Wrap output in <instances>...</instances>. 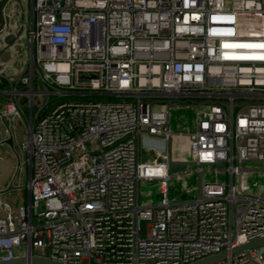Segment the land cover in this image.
Returning <instances> with one entry per match:
<instances>
[{
  "label": "built area",
  "instance_id": "1",
  "mask_svg": "<svg viewBox=\"0 0 264 264\" xmlns=\"http://www.w3.org/2000/svg\"><path fill=\"white\" fill-rule=\"evenodd\" d=\"M28 6L26 59H0V145L12 137L29 168L28 201L0 198V261L187 264L228 250L211 264H264V246L230 253L264 235V189L243 180V162H264V0ZM175 107L194 108L192 129L173 132ZM176 135L190 159L174 157ZM153 180L161 201L142 205ZM176 180L184 196L171 200Z\"/></svg>",
  "mask_w": 264,
  "mask_h": 264
},
{
  "label": "rangeland",
  "instance_id": "2",
  "mask_svg": "<svg viewBox=\"0 0 264 264\" xmlns=\"http://www.w3.org/2000/svg\"><path fill=\"white\" fill-rule=\"evenodd\" d=\"M23 4H17L12 2L9 7L11 11L7 12V20L9 21L8 32L4 40L0 42V59L3 61H8L11 64H16L21 59L25 60L27 57V47H26V33L28 28V22L30 20V8L28 6L29 0H20ZM14 25V26H13ZM18 41V44H16ZM156 105L155 107H157ZM194 108L187 107H175L171 110V128L173 132L179 133L184 132L187 129H192L194 126ZM173 153L175 158H188L190 159V150H189V139L186 135H176L173 137ZM147 153L143 154V159H147ZM21 157L24 159V155L21 154ZM18 160V159H17ZM18 162V161H16ZM194 165L189 166L193 168ZM23 166H20L16 163L14 165L10 154H5L2 159H0V175L5 177L8 173H16L21 180ZM244 168H253L252 172H249L245 175L243 180L249 184L253 189L254 193H259L264 189V162L262 161H245L243 162ZM220 174L219 176H221ZM206 179H213L214 175L211 173H205ZM186 182L191 189V192L187 194L188 197L195 195L196 186H197V176L196 174H186ZM222 179H226V176H222ZM255 183L257 185H255ZM183 182L181 180H176L174 187L170 190L169 198L171 200L176 199L180 200L184 196L182 190ZM22 190V189H21ZM23 196H18V200L26 197V190L24 191ZM162 194L160 191V182L159 180L142 182L140 185V203L142 205L149 204H158L161 201ZM146 222L143 221V235L146 233ZM21 251H24L21 249Z\"/></svg>",
  "mask_w": 264,
  "mask_h": 264
},
{
  "label": "water",
  "instance_id": "3",
  "mask_svg": "<svg viewBox=\"0 0 264 264\" xmlns=\"http://www.w3.org/2000/svg\"><path fill=\"white\" fill-rule=\"evenodd\" d=\"M8 1L9 0H0V30L4 27V24H5V11L4 10H5V6ZM6 143L9 144L10 146H13V138L9 137L6 140ZM217 165L222 166L223 164L222 162H218ZM184 166H185L184 163L173 161V160L169 161V167L171 171L181 170ZM14 187L16 186L13 183H10L6 188L0 189V194L8 192ZM263 194H264V191H263ZM262 246H264V235L254 237L248 242L232 248L230 250V253L235 254L240 251H246L252 248H257V247H262ZM228 255H229V251L223 250L219 253H215V254L200 258L198 260L192 261L187 264H211L219 260L225 259L226 257H228ZM24 262H25L24 258L18 257V258L11 259L8 261H0V264H19V263H24ZM33 262L42 263V264H60V263H56L51 260L43 259L39 257H34Z\"/></svg>",
  "mask_w": 264,
  "mask_h": 264
},
{
  "label": "crops",
  "instance_id": "4",
  "mask_svg": "<svg viewBox=\"0 0 264 264\" xmlns=\"http://www.w3.org/2000/svg\"><path fill=\"white\" fill-rule=\"evenodd\" d=\"M2 124L0 122V130L2 129ZM23 139V136L20 135L19 133L15 136V144H16V149H19V143L20 141ZM4 153L5 154H10V157L14 163V165H16V163L18 164L17 160V156L12 148V146H10L9 144L7 145H0V159H2L4 157ZM20 154L24 155L25 157V153L20 151ZM23 159V158H22ZM23 166V172H22V177L21 180H19V177L17 176L16 173H12L11 174H7L5 177H2L0 175V189H4L6 188L10 183H13L16 187L12 188L10 191L0 194V198L1 200H6V201H10L12 203H19V202H27L28 201V190L26 189L25 185L27 183L28 177H29V168L28 166L25 165H21ZM22 189V190H21ZM26 190V197L22 198V200H18V196H23V193H25L24 191Z\"/></svg>",
  "mask_w": 264,
  "mask_h": 264
},
{
  "label": "snow or ice",
  "instance_id": "5",
  "mask_svg": "<svg viewBox=\"0 0 264 264\" xmlns=\"http://www.w3.org/2000/svg\"><path fill=\"white\" fill-rule=\"evenodd\" d=\"M261 47H264V45H262Z\"/></svg>",
  "mask_w": 264,
  "mask_h": 264
}]
</instances>
